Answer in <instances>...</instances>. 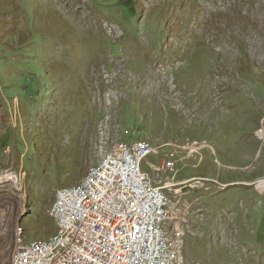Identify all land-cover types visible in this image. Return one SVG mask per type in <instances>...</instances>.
Returning a JSON list of instances; mask_svg holds the SVG:
<instances>
[{"label": "rangeland", "instance_id": "374dc122", "mask_svg": "<svg viewBox=\"0 0 264 264\" xmlns=\"http://www.w3.org/2000/svg\"><path fill=\"white\" fill-rule=\"evenodd\" d=\"M258 131L264 0H0L4 258L24 199L25 238L55 234L56 190L85 176L108 133L161 147L147 160H178L190 180L170 188L190 212L186 264H264Z\"/></svg>", "mask_w": 264, "mask_h": 264}, {"label": "built area", "instance_id": "2783aa9c", "mask_svg": "<svg viewBox=\"0 0 264 264\" xmlns=\"http://www.w3.org/2000/svg\"><path fill=\"white\" fill-rule=\"evenodd\" d=\"M95 151L98 160L85 176L56 190L48 209L56 224L51 237L25 238L24 199L11 251L7 258L0 253V264H186L190 212L170 188L191 185L176 179L178 160L151 164L147 158L161 147L144 139L112 144L108 133ZM158 171L166 178H155Z\"/></svg>", "mask_w": 264, "mask_h": 264}, {"label": "bare ground", "instance_id": "6f19581e", "mask_svg": "<svg viewBox=\"0 0 264 264\" xmlns=\"http://www.w3.org/2000/svg\"><path fill=\"white\" fill-rule=\"evenodd\" d=\"M257 133H258L260 138H262L264 136L262 131H258ZM22 208H23V206H22Z\"/></svg>", "mask_w": 264, "mask_h": 264}]
</instances>
